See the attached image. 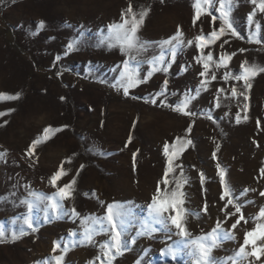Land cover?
Instances as JSON below:
<instances>
[{
	"label": "rangeland",
	"instance_id": "374dc122",
	"mask_svg": "<svg viewBox=\"0 0 264 264\" xmlns=\"http://www.w3.org/2000/svg\"><path fill=\"white\" fill-rule=\"evenodd\" d=\"M194 3L195 0H0V93H19L15 100L0 99V112L5 113L0 116V153L4 154L0 157V225L6 233L0 242V264H54L51 257L61 254V249L52 252L56 242L61 248L68 247L63 264H100V259L106 260L100 246L109 239L108 233H98L93 243H83L85 227H93L95 217L105 216L108 204L119 203L131 213L132 227L125 234L130 241L139 222L147 216L146 206L163 178L167 164L164 143L179 147L184 140L192 143L175 160L180 167L169 175L168 188H174L175 181L181 179L182 169L187 182L181 190L185 193L191 238L208 233L217 221L231 230L239 216L225 217L226 201L219 198L223 191L216 167L219 163L247 223L241 221L232 230L236 239L223 242L213 255L228 257L238 250L244 233L258 222L253 217L264 207V197L259 195L264 191V175L260 173L264 168V73L251 79L250 89L243 88L242 80L226 81L223 77L226 71L239 74L244 60L264 67V14L257 12L255 17L262 26L261 43L249 42L247 17L254 5L250 0H235L231 17L244 38L229 34L205 49L204 54L212 51L217 61L221 54L234 55L227 69L212 66L208 76L200 77L203 67L197 63L195 37L201 32L207 35L213 25L209 16L195 19ZM129 4L137 17L145 9L148 12L138 33L141 41L155 45L179 29L185 41L194 43L178 53L167 73H154L125 96L122 89L113 87L118 77L113 69L122 68V61L130 57L143 60L159 52L150 46L142 52L121 53L119 46L109 48L107 43H100L107 35V26L120 22ZM41 20L45 22L43 29L38 27ZM224 39L228 43L221 48ZM69 43H74V49L66 55ZM135 63L131 61L133 67ZM140 67L143 77L151 66L142 62ZM213 72L216 80H211ZM166 78V104L146 101V97L156 98ZM204 79L209 81L207 90L197 96L195 89ZM233 86L238 90L237 97L231 96ZM240 91L245 92L247 100L239 95ZM186 97H196L188 104L192 114L174 111ZM237 113L241 116L239 123ZM49 127L51 131L44 139V129ZM130 135L131 143L125 147ZM177 137L181 140L177 141ZM37 138L41 143L29 156L28 150ZM214 151L216 159L212 157ZM61 168L66 175L56 186L51 185V176ZM201 172L205 176L203 183ZM73 178V194L64 201V207L75 208L79 215L62 214L57 219L50 212L49 219L44 220V205L40 204L33 211L37 230L27 229L23 224L27 206L20 201L30 198V192L51 195ZM164 187L161 184L162 190ZM245 189L249 191L240 195ZM229 209L235 212L234 207ZM21 229L24 234L13 241L12 232L19 235ZM72 232L76 233L74 237L69 235ZM174 233L173 228L169 234L137 237V242L130 243L112 264H192L187 249L175 260L161 255V249L176 246L181 240ZM243 264H264V257H248Z\"/></svg>",
	"mask_w": 264,
	"mask_h": 264
},
{
	"label": "snow or ice",
	"instance_id": "6c2138e0",
	"mask_svg": "<svg viewBox=\"0 0 264 264\" xmlns=\"http://www.w3.org/2000/svg\"><path fill=\"white\" fill-rule=\"evenodd\" d=\"M251 4L254 5L253 11L248 14V21L250 25V34L248 36L249 42L261 43L260 32L262 29L261 24L255 20L257 12L264 14V0H250ZM218 3V7L216 6ZM195 19L198 20L202 15L209 16L212 22V30L207 33V35L201 34L195 37V48L199 50V55L197 56V63H202L203 71L199 72L200 77H206L209 75L210 67L214 66L216 68H228V64L232 59V55L221 54L219 60H214L213 52L207 51L206 55L205 49L210 45H214L217 41H220L222 37L226 35H231L239 39L244 37L240 35L237 29L234 27L233 20L231 17V12L235 7V0H195ZM215 9V12L211 9ZM218 13V15H217ZM148 14L147 10H143L139 13L133 11L131 4L128 5L126 11L122 13L121 21L113 23L107 26V35L103 37L100 43L103 45L107 43V47L113 48L119 46V51L121 53H131L133 50L137 52L146 51L148 47L154 46L158 48V54H154L151 58H144L143 60H138L136 57H130L122 61V68L117 67L113 69L118 72V77L116 78V83L113 87L122 89L125 96L129 95V90L136 88L142 83H146L149 78L153 76L156 72L167 73L171 63H174L177 59L178 53L182 52L185 46L193 45V40H187L183 38V33L178 29L177 33L159 43L153 45L152 42L141 41L138 33L140 27L143 24L144 17ZM218 22V25H217ZM195 23V20H194ZM254 25L255 28L252 30L251 26ZM38 27L43 29L45 27V22L41 20ZM228 43L227 39H224L220 45L222 48ZM74 49V43H69L67 45L66 55L72 52ZM241 52L246 51L245 49H240ZM60 57H57L59 60ZM135 60V67L132 66L131 61ZM149 64L150 70L147 71L145 76H141L142 69L140 67L141 63ZM239 74L233 75L231 72L226 71L224 74V80L234 79L236 81H243L244 89L251 88V79L254 78L259 73H264V67L258 65H249L247 60H244L240 64ZM187 71V68H185ZM216 75L213 72L211 74V80H216ZM209 81L207 79L201 80L198 88L195 89L196 95L199 96L201 91H206ZM169 80L166 78L163 80V87L161 91L155 94L156 98L146 97V101L157 104L158 102L162 105L166 104L167 93H168ZM218 91H223L219 89ZM175 95V93H172ZM240 96H244L247 100V96L244 91L239 92ZM231 96L237 97L238 90L235 86L231 88ZM19 98V93L16 95H8L6 93H0V99L15 100ZM159 98V100L157 99ZM196 97H186L184 100L180 101L175 107L174 111L181 112L185 115L192 114L188 108V104L191 100ZM64 99V97H61ZM219 106V105H217ZM248 109V104H244V110ZM11 111V110H9ZM5 115V113L0 112V116ZM247 119V116H244ZM241 116L239 113L236 115V122L239 123ZM64 127H67L66 125ZM51 128L44 129V139L48 138V133ZM60 131V129H57ZM188 131H191V126H189ZM177 141L181 140V137L176 138ZM131 135L128 138L125 147L131 143ZM41 143V139L37 138L33 140L29 150L28 155L31 156L36 148V145ZM191 140H184L183 143L177 147L176 144L170 145L169 143H164L163 154L166 157L167 164L163 171V178L157 183L155 191L151 197V202L147 204V216L139 222V229L136 231V235L132 236L130 241L126 238V233L132 227L131 221L129 219L131 213L125 210L124 205L119 203H110L107 205L106 215L103 217H95L93 220V227H85L83 232V243H93V237L98 233H108L109 239L105 240L101 244V252L106 260L100 259V264H112L117 256L123 255L125 251L129 249V244H135L137 242V237L149 236L151 237L154 233L160 232L169 234L172 233L173 228L175 229V235L181 237V240L177 242L176 246H168L161 249V255L170 256L172 260H175L180 256L184 249H187V255L191 258L192 264H243V261L248 257H254L256 260H260L264 257V207L260 208L259 213L256 217H253L258 221L254 228L248 230L244 233L243 243L239 246L238 250H233L234 255L228 257H216L213 255V251L219 247L225 241H233L236 239L234 231L237 226L244 221L247 223L245 216L242 213L241 204L236 202L233 190L229 187L226 180V171L219 163L216 167L219 170L220 184L223 187L222 194L220 195L221 201H226L224 205L225 217L236 216L239 214L238 218L234 223L231 224V230H226L222 227L220 221H217L215 226L204 235L196 236L191 238V234L187 229L186 216L188 209L185 205V193L181 190L183 184L187 182V179L183 176V170L181 169V179L175 181L174 188H168L170 181L168 179L169 175L174 173L180 165L175 164V160L178 159L179 155L184 151L186 147L191 145ZM219 145H217V149ZM3 153H0V157H3ZM136 153H133V158L135 160ZM213 159H216L217 153L214 151L212 153ZM83 168V165H81ZM261 175H264V168L260 169ZM66 175L61 170L57 171L50 178V184L56 186L57 181L60 180L62 176ZM205 180L204 173H200V181L203 183ZM76 180L73 178L69 183L64 184L59 187L51 195H44L43 193H29L30 198H25L21 200V204L27 206V213L23 217V224L26 225L27 229L35 232L37 230L35 226V217L33 211L38 208L40 204L44 207L41 209L43 212L44 220L49 219V213H55L56 218H61V215H71L77 216L75 208L65 209L64 201L70 199L73 194L74 185ZM161 184L165 187L162 190ZM249 189H245L243 193L248 192ZM254 191V190H253ZM14 195V194H13ZM261 197H264V191L259 193ZM229 206L234 207L235 212L229 209ZM115 210V211H114ZM207 210V205H205V211ZM87 220V218H86ZM106 221V224H105ZM84 223V221H82ZM24 234L23 229L19 231V235L14 230L11 234V239L14 241ZM71 237L76 235L75 232L69 234ZM6 238L5 229L0 225V242ZM169 239L171 236L168 237ZM182 245V247H181ZM250 248V250H249ZM57 249H61L60 255H53L51 260L54 264H63L64 255L68 251V247L65 246L61 248L59 242L54 243L52 252L55 253ZM38 264H44L43 261L38 262ZM137 264H141L137 261Z\"/></svg>",
	"mask_w": 264,
	"mask_h": 264
}]
</instances>
